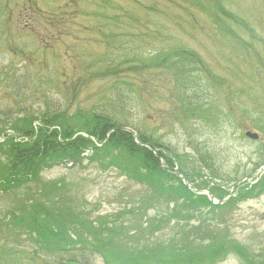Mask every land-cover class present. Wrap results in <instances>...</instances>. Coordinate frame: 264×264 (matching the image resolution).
I'll list each match as a JSON object with an SVG mask.
<instances>
[{
    "label": "rangeland",
    "instance_id": "374dc122",
    "mask_svg": "<svg viewBox=\"0 0 264 264\" xmlns=\"http://www.w3.org/2000/svg\"><path fill=\"white\" fill-rule=\"evenodd\" d=\"M78 110L156 141L190 193L228 201L190 206L167 190L181 178L138 181L106 157L18 188L0 178V264H264V186L250 193L264 176V0H0V170L28 120ZM37 201L76 216L32 221ZM114 226L106 255L98 236Z\"/></svg>",
    "mask_w": 264,
    "mask_h": 264
},
{
    "label": "trees",
    "instance_id": "16d2710c",
    "mask_svg": "<svg viewBox=\"0 0 264 264\" xmlns=\"http://www.w3.org/2000/svg\"><path fill=\"white\" fill-rule=\"evenodd\" d=\"M112 100H115V98L113 97ZM102 113L90 114L78 110L71 114L72 116L66 113L45 115L40 119V126H37L36 129L32 127L34 119L28 120L27 126L21 130V133H18L25 135L27 138L26 142L18 141L14 143L12 140H6L5 144L2 145L8 165L1 168L0 178L7 182L8 187L18 188L25 183H32L44 167H51L55 164L64 166L67 162H73V165H78L84 159L95 161L106 157V160L111 158L110 160L114 163L123 164L125 162L127 165H131L130 168H135L138 173V176H134L138 181L141 180L142 175L148 176L156 173L165 174L170 179L172 177V179L180 180L170 169L162 170L159 168L158 160L153 154L156 148V141L145 137L139 132L136 134L137 141L146 146L136 144L132 135L122 130L125 128L121 125L122 123ZM0 132L2 133V131ZM82 134H85L86 137ZM92 139L100 147H97L92 142ZM89 150L92 151L91 154L84 158L83 154H88ZM168 154H164L167 162L166 167L172 169L177 157L174 156L172 158L171 153ZM111 155L113 156L111 157ZM182 174L187 180V174ZM197 176L198 179L201 178L200 175ZM260 186H264V176L253 189H250V193L252 194ZM157 190L158 192L166 191L163 186H159ZM167 190L172 195L175 194L185 199L186 202H191L190 206L195 203L199 204L198 206L211 205L205 196L192 194L183 185L180 188L179 185L176 188L169 186ZM238 190L242 192L240 195L245 193L243 192L245 187ZM45 204V202L39 201L31 204L32 221H38L46 225L51 220L60 221L76 216L71 213L68 203L61 201V203L51 206ZM15 219L14 217L13 220L16 221ZM116 229L118 228L114 226L110 231L106 230L99 236L97 235L101 239L100 241H103L102 244L106 246V255H109L110 246L117 245L113 239L120 238L122 234L120 231L114 233ZM104 234L108 238H103ZM170 244H172V241H170ZM170 247L171 245L164 256H172ZM95 248L98 247L96 246ZM159 264L170 263L164 260L163 263L159 262Z\"/></svg>",
    "mask_w": 264,
    "mask_h": 264
},
{
    "label": "water",
    "instance_id": "95a60500",
    "mask_svg": "<svg viewBox=\"0 0 264 264\" xmlns=\"http://www.w3.org/2000/svg\"><path fill=\"white\" fill-rule=\"evenodd\" d=\"M129 133H131L130 130H127ZM245 136L248 138V139H251V140H257L258 139V135L254 134V133H250V132H247L245 134ZM264 172V169L262 170V172L260 174H262ZM184 184L187 185V182L184 181ZM209 199L211 200L212 204H220L221 201H218V202H215L211 199V197H209Z\"/></svg>",
    "mask_w": 264,
    "mask_h": 264
}]
</instances>
